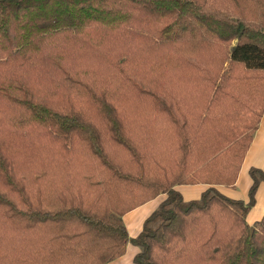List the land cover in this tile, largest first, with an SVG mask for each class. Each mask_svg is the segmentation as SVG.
Listing matches in <instances>:
<instances>
[{"label":"trees","instance_id":"trees-1","mask_svg":"<svg viewBox=\"0 0 264 264\" xmlns=\"http://www.w3.org/2000/svg\"><path fill=\"white\" fill-rule=\"evenodd\" d=\"M263 109L264 0H0V264H264Z\"/></svg>","mask_w":264,"mask_h":264},{"label":"crops","instance_id":"crops-1","mask_svg":"<svg viewBox=\"0 0 264 264\" xmlns=\"http://www.w3.org/2000/svg\"><path fill=\"white\" fill-rule=\"evenodd\" d=\"M250 168L264 171V109L241 161L235 183L230 186L216 185L215 188L227 198L247 202L249 199V188L252 184V179L249 175ZM208 186L209 185L205 183L179 184L175 186V189L179 191L185 201H189L198 199ZM165 197V194H158L152 199L145 201L121 215L120 219L129 237L133 238L139 234L144 220L158 207ZM263 215L264 182H260L254 193V203L247 211L245 220L248 224H252ZM138 251L139 249L137 246L128 242L121 256L104 264H133V256Z\"/></svg>","mask_w":264,"mask_h":264}]
</instances>
